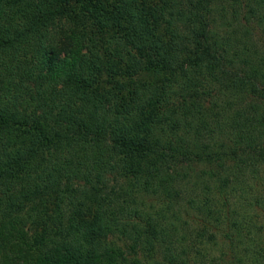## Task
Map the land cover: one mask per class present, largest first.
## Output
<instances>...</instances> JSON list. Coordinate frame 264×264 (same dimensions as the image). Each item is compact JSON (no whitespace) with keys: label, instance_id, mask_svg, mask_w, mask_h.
<instances>
[{"label":"trees","instance_id":"obj_1","mask_svg":"<svg viewBox=\"0 0 264 264\" xmlns=\"http://www.w3.org/2000/svg\"><path fill=\"white\" fill-rule=\"evenodd\" d=\"M0 264H264V0H0Z\"/></svg>","mask_w":264,"mask_h":264}]
</instances>
